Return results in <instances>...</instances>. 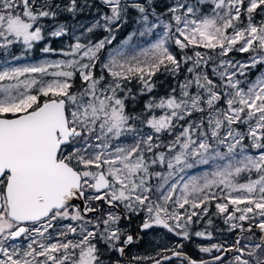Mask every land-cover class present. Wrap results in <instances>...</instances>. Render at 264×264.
<instances>
[{
	"label": "snow or ice",
	"instance_id": "obj_1",
	"mask_svg": "<svg viewBox=\"0 0 264 264\" xmlns=\"http://www.w3.org/2000/svg\"><path fill=\"white\" fill-rule=\"evenodd\" d=\"M0 52V264H264V0H0Z\"/></svg>",
	"mask_w": 264,
	"mask_h": 264
},
{
	"label": "rangeland",
	"instance_id": "obj_2",
	"mask_svg": "<svg viewBox=\"0 0 264 264\" xmlns=\"http://www.w3.org/2000/svg\"><path fill=\"white\" fill-rule=\"evenodd\" d=\"M126 35H127V32L123 36H118L117 37V42L114 41V44H118L120 42V40L124 39V37ZM60 46L61 45H60L59 42H56V43L53 44V47H60ZM12 51H13V54H15V55H20L21 54V50H20L19 47L13 49ZM5 58L6 57L3 55V53L0 52V65L3 64V61H4ZM7 58L10 59V57H7ZM44 58H45L44 55L41 54L38 49H36V50L33 51L32 55L27 56V57H23L19 61H12V63L14 65L26 64V63H36L39 60L44 59ZM48 58H53V57H48ZM155 231L158 233V235L154 236L153 234H151V237H152L153 240L159 242L160 238L163 236V230H155ZM223 238H224L223 235H219V234L216 237V239H223ZM211 242H216V241L213 240ZM198 243L207 244V243H210V242L206 241V240H197V239L194 238L193 241L190 242L189 244L193 248V250H196L197 249L196 248V244H198ZM173 263L174 264H179V262H177V261H174Z\"/></svg>",
	"mask_w": 264,
	"mask_h": 264
},
{
	"label": "flooded vegetation",
	"instance_id": "obj_3",
	"mask_svg": "<svg viewBox=\"0 0 264 264\" xmlns=\"http://www.w3.org/2000/svg\"><path fill=\"white\" fill-rule=\"evenodd\" d=\"M138 221L133 223L130 231H135L137 227ZM152 232H149L145 235H143V239L140 241H137L132 246L128 248L127 256L131 257L133 255H144V254H152L153 247L155 246L157 241L153 240L151 237ZM190 242H185V248L184 250L192 257L199 258L202 254H200L197 249L193 250V248L189 244ZM174 262V261H173ZM178 262V261H177ZM174 264V263H173Z\"/></svg>",
	"mask_w": 264,
	"mask_h": 264
},
{
	"label": "trees",
	"instance_id": "obj_4",
	"mask_svg": "<svg viewBox=\"0 0 264 264\" xmlns=\"http://www.w3.org/2000/svg\"><path fill=\"white\" fill-rule=\"evenodd\" d=\"M126 32H127V31H125V32H121V33H118V34H117V37H118V36H123V35H125ZM116 42H117V40H116ZM160 91L162 92V91H164V89H161Z\"/></svg>",
	"mask_w": 264,
	"mask_h": 264
},
{
	"label": "water",
	"instance_id": "obj_5",
	"mask_svg": "<svg viewBox=\"0 0 264 264\" xmlns=\"http://www.w3.org/2000/svg\"><path fill=\"white\" fill-rule=\"evenodd\" d=\"M194 258V257H193Z\"/></svg>",
	"mask_w": 264,
	"mask_h": 264
}]
</instances>
